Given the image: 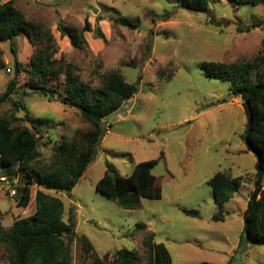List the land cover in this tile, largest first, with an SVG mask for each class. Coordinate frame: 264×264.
<instances>
[{
	"label": "rangeland",
	"instance_id": "obj_1",
	"mask_svg": "<svg viewBox=\"0 0 264 264\" xmlns=\"http://www.w3.org/2000/svg\"><path fill=\"white\" fill-rule=\"evenodd\" d=\"M14 5L26 19L51 33L54 59L71 65L90 88L112 71L138 85L133 98L105 120L106 132L96 158L72 191L52 192L64 204L63 219L67 221L70 213L74 216L75 233L65 239L69 264L92 260L91 253L84 256L81 242L89 243L99 257L108 254L110 260L121 248L142 256L147 229L154 233V243L164 246L170 264H264V246H246L242 235V213L255 175V158L242 141L246 124L242 100L229 98L231 84L208 78L201 68L203 62L243 63L263 54L264 3L235 8L223 0H210L207 13L182 10L175 0H15ZM118 18L131 21L134 27L121 26ZM86 22L91 31L84 32L86 45L77 50L58 28L81 31ZM257 23L260 27L249 32L236 30ZM96 27L104 41L95 38ZM10 47V42L0 43L4 64L0 93L14 76V61L26 68L36 46L22 34L12 40L13 51ZM63 79L61 75L49 80L44 91L25 88L22 94V73L11 95L13 100L21 99L31 122L41 130L38 153L44 165L53 155L52 143L90 129L62 101ZM10 111L9 103L0 106V115ZM16 116L24 114L20 111ZM150 160H158L152 174L161 188L160 199L140 198L134 210H123L96 193L105 162L125 177L136 163ZM218 172L240 177L242 183L233 198L224 202L223 219L215 221L212 217L218 210L206 181ZM25 174L7 175L0 169V177L7 178L15 190L24 185ZM36 190L35 179L28 206L20 209L0 182L2 230L34 213ZM182 209L195 210L199 217H187ZM138 224L146 229H138ZM0 264H9L1 244Z\"/></svg>",
	"mask_w": 264,
	"mask_h": 264
},
{
	"label": "trees",
	"instance_id": "obj_2",
	"mask_svg": "<svg viewBox=\"0 0 264 264\" xmlns=\"http://www.w3.org/2000/svg\"><path fill=\"white\" fill-rule=\"evenodd\" d=\"M15 0L0 4V43L10 42L25 34L35 51L31 55L26 68L14 61V76L8 81L6 89L0 93V106L9 103L10 112L0 115V168L7 175L26 174L24 185L15 190L16 207L26 209L30 201V187L36 179L35 211L31 216L17 219L11 228L2 230L0 227V244L2 245L9 264H69L68 246L65 239L74 235V216L70 213L67 221L63 219L64 204L53 193H69L76 186L87 168L96 158V148L106 132L105 120L121 109L123 104L138 92V85L126 82L117 71L102 76L99 84L93 88L80 81L74 74L71 65H64L54 59V38L39 22L26 19L24 14L16 9ZM178 7L188 12L207 13L210 0H175ZM227 4L240 8L243 5L257 6L264 0H223ZM206 21L215 25L206 16ZM124 27H134L132 22L124 18L116 20ZM221 26V24H217ZM260 24L246 28H237L238 32H249ZM58 31L69 39L70 45L80 50L86 45L84 32H90L86 22L83 30ZM95 38L104 41V35L99 27L94 30ZM264 51V47H263ZM4 66L0 60V69ZM201 68L210 79L226 81L231 84L229 98L239 97L246 116L242 141L248 153L255 158V175L253 190L250 192L246 208L242 214V235L250 246H264V52L252 61L243 63L203 62ZM25 74L27 89L44 91L49 80L63 75L61 93L62 101L74 108L81 120L90 127L89 131L71 138L62 137L60 142L52 143L53 155L49 164L44 165L39 160L38 146L41 130L32 122L21 99L13 100L11 95L17 84V77ZM48 97V101L52 98ZM22 111L24 116L17 118ZM27 123L28 126L24 125ZM108 128L112 124H107ZM158 160L136 163L129 176H120L115 167L105 162L103 176L96 182V193L104 195L117 207L124 210H134L140 198L158 200L161 198V188L152 174V169ZM242 183L240 177H231L218 172L206 181L212 190L217 213L212 217L215 221L223 219L222 206L233 198ZM13 196V197H14ZM187 217L197 218L195 210H181ZM2 213L0 211V217ZM138 229H146L143 224ZM82 243L86 257L91 253L92 260L82 261V264H170L168 253L163 245L154 243V233L147 229L143 236V255L136 250L121 248L113 253L110 260L108 254L99 257L89 243ZM242 241L240 240L239 246ZM88 257V256H87ZM199 264H209L201 262Z\"/></svg>",
	"mask_w": 264,
	"mask_h": 264
},
{
	"label": "built area",
	"instance_id": "obj_3",
	"mask_svg": "<svg viewBox=\"0 0 264 264\" xmlns=\"http://www.w3.org/2000/svg\"><path fill=\"white\" fill-rule=\"evenodd\" d=\"M9 72V70H7ZM0 182L6 184V189L8 190L9 194L11 197H13L15 195V190L12 188V186H10V184L8 183L7 178H0Z\"/></svg>",
	"mask_w": 264,
	"mask_h": 264
},
{
	"label": "crops",
	"instance_id": "obj_4",
	"mask_svg": "<svg viewBox=\"0 0 264 264\" xmlns=\"http://www.w3.org/2000/svg\"><path fill=\"white\" fill-rule=\"evenodd\" d=\"M1 169V168H0ZM3 172H4V170L3 169H1ZM4 176H1L0 178H3ZM263 189H264V185H263ZM124 210V209H123ZM244 212V211H243ZM2 213V212H1ZM199 214V213H198ZM243 214V213H242ZM199 217V216H198ZM197 217V218H198ZM213 220V219H212ZM246 246H248V244H246ZM238 250V249H237Z\"/></svg>",
	"mask_w": 264,
	"mask_h": 264
}]
</instances>
